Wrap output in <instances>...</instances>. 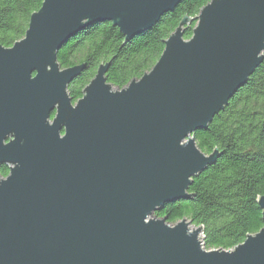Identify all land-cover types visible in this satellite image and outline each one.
<instances>
[{"label":"water","instance_id":"1","mask_svg":"<svg viewBox=\"0 0 264 264\" xmlns=\"http://www.w3.org/2000/svg\"><path fill=\"white\" fill-rule=\"evenodd\" d=\"M180 1L42 0L24 36L0 44V264H264V228L205 250L201 227L153 216L218 157L193 132L261 63L264 0H209L141 77L114 88L101 63L74 105L67 95L85 69L57 62L70 37L111 21L126 42Z\"/></svg>","mask_w":264,"mask_h":264},{"label":"trees","instance_id":"2","mask_svg":"<svg viewBox=\"0 0 264 264\" xmlns=\"http://www.w3.org/2000/svg\"><path fill=\"white\" fill-rule=\"evenodd\" d=\"M209 0H182L163 14L148 30L124 42V36L111 21L86 26L70 37L57 51L62 68L84 63L85 69L67 88L73 99L94 77L101 63L110 62L107 82L122 88L139 78L158 60L164 40L175 31L184 16L189 18L183 37L189 38L195 17ZM42 0H0V44L10 47L21 39L30 15ZM262 61L214 115L205 129L193 132L196 146L205 154L218 150L215 162L192 178L187 198L164 205L153 213L168 224L186 219L202 228L205 250H229L249 234L264 228L257 204L264 195V50ZM1 175L7 170L2 167Z\"/></svg>","mask_w":264,"mask_h":264},{"label":"flooded vegetation","instance_id":"3","mask_svg":"<svg viewBox=\"0 0 264 264\" xmlns=\"http://www.w3.org/2000/svg\"><path fill=\"white\" fill-rule=\"evenodd\" d=\"M62 68V67H61ZM77 78V77H76ZM73 81V80H72ZM71 81V82H72ZM70 82V83H71ZM69 83V84H70ZM67 88H68V86H67ZM67 95H68V92H67ZM81 96H82V91H81ZM81 96L79 97V98H81ZM68 97L70 98V100H71V104L72 105H74L75 104V102L79 99V98H77V99H73L71 96H69L68 95ZM55 113H56V109H54L52 112H51V115H50V120H52L53 119V117H54V115H55ZM2 167H4V169H6L7 170V173H6V175L8 174V166L7 165H5V164H2V165H0V170L2 169ZM6 175H1V173H0V176L1 177H5Z\"/></svg>","mask_w":264,"mask_h":264},{"label":"rangeland","instance_id":"4","mask_svg":"<svg viewBox=\"0 0 264 264\" xmlns=\"http://www.w3.org/2000/svg\"><path fill=\"white\" fill-rule=\"evenodd\" d=\"M190 228H191V229H194V226L191 225ZM200 236H201V238H202V234H200Z\"/></svg>","mask_w":264,"mask_h":264},{"label":"built area","instance_id":"5","mask_svg":"<svg viewBox=\"0 0 264 264\" xmlns=\"http://www.w3.org/2000/svg\"><path fill=\"white\" fill-rule=\"evenodd\" d=\"M1 178H3V177L0 176V179H1ZM201 243H202V240H201Z\"/></svg>","mask_w":264,"mask_h":264}]
</instances>
